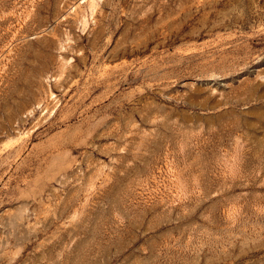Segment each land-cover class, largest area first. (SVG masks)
Instances as JSON below:
<instances>
[{"label":"rangeland","instance_id":"1","mask_svg":"<svg viewBox=\"0 0 264 264\" xmlns=\"http://www.w3.org/2000/svg\"><path fill=\"white\" fill-rule=\"evenodd\" d=\"M0 264H264V0H0Z\"/></svg>","mask_w":264,"mask_h":264}]
</instances>
